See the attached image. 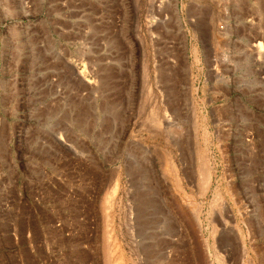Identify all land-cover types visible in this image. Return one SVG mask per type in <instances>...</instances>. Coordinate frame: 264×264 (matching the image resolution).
<instances>
[{
  "label": "rangeland",
  "instance_id": "rangeland-1",
  "mask_svg": "<svg viewBox=\"0 0 264 264\" xmlns=\"http://www.w3.org/2000/svg\"><path fill=\"white\" fill-rule=\"evenodd\" d=\"M0 82V264H264V0H0Z\"/></svg>",
  "mask_w": 264,
  "mask_h": 264
},
{
  "label": "crops",
  "instance_id": "crops-1",
  "mask_svg": "<svg viewBox=\"0 0 264 264\" xmlns=\"http://www.w3.org/2000/svg\"><path fill=\"white\" fill-rule=\"evenodd\" d=\"M31 100V97L29 98ZM25 98L21 95L19 87L16 83L6 86L4 82H0V169L2 165H14L11 162V142L15 139L16 122L10 121L11 115H18L22 113ZM13 144V142H12ZM3 150L6 157L3 160Z\"/></svg>",
  "mask_w": 264,
  "mask_h": 264
},
{
  "label": "bare ground",
  "instance_id": "bare-ground-1",
  "mask_svg": "<svg viewBox=\"0 0 264 264\" xmlns=\"http://www.w3.org/2000/svg\"><path fill=\"white\" fill-rule=\"evenodd\" d=\"M260 45V44H259ZM160 122V124H163V122L161 123V121H159ZM156 123V122H155ZM170 126V124H167V125H165V123H164V129H167L168 127ZM176 145V144H175ZM159 159L161 160V162H160V164L162 163V168H163V171H165V172H167V173H169V174H173L174 173V170H175V167L173 166V162L171 161L172 159L170 158V155H169V153H167V152H163L161 155H160V157H159ZM200 169V168H199ZM212 171V170H211ZM211 171H210V169H209V166H207V163L205 162V163H203V165H202V168H201V189H202V191H201V193L203 194V193H205L206 191H207V189H208V187H209V185H210V182H211ZM168 174V175H169ZM175 174V173H174ZM170 177V176H169ZM175 180H176V183L177 184H179L178 183V181H177V179L175 178ZM176 184V185H177ZM174 186H175V184H173ZM178 187H179V185H177ZM176 188V187H175ZM114 196V195H113ZM218 198H220V197H218ZM221 199V198H220ZM108 204V203H107ZM191 206H192V208H191V211L194 213V216H195V221H196V223L198 224V226L200 225V222H201V220H200V217H199V215H200V213H201V208L200 207H198L196 204H194V205H192L191 204ZM190 206V207H191ZM109 214V213H108ZM240 230V229H239ZM113 245V244H112ZM111 245V246H112ZM115 245H113L112 247H114ZM115 248H117V246L115 247ZM108 249H110V247L108 248ZM112 249V248H111ZM109 250V252H110V255H112L111 257H113V254H115V252H117L116 251V249H115V252L113 251L114 250V248L112 249V250ZM114 252V253H113ZM116 255V254H115ZM119 258V256H118V252H117V259ZM114 259V258H113ZM116 260V259H115ZM117 261V260H116ZM115 261H112V263H114ZM119 262V261H118ZM108 263V262H107Z\"/></svg>",
  "mask_w": 264,
  "mask_h": 264
}]
</instances>
